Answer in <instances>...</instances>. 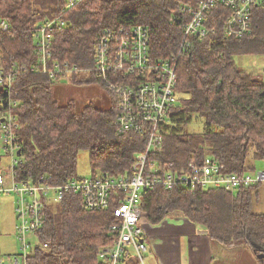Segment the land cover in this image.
I'll return each mask as SVG.
<instances>
[{
  "label": "trees",
  "instance_id": "16d2710c",
  "mask_svg": "<svg viewBox=\"0 0 264 264\" xmlns=\"http://www.w3.org/2000/svg\"><path fill=\"white\" fill-rule=\"evenodd\" d=\"M67 3L0 0V21L8 25V30L0 29V73L13 75L9 98L17 102L13 108L21 161L15 168L17 182L43 179L61 185L81 179L77 163L82 151L89 153L90 176L131 174L136 156L146 145L144 135L118 133L113 99L107 110L88 103L78 111L73 100L60 103L56 98L53 88L60 81L20 70L38 65L37 26L62 15L65 25L55 33L52 57L84 72L94 65L98 35L120 26H143L151 59L166 61L176 56L183 27L199 0H81L66 11ZM229 14L216 4L206 15L210 34L202 40L191 38L190 49L177 60V103L161 126L159 151L151 156L159 166L172 164L181 170L209 157L225 173L252 174L256 162L264 170V82L235 62L236 56H264V5L251 9L252 32L241 38L224 36ZM67 81L98 84L80 73ZM4 99L0 91V118ZM193 120L203 124L200 132L187 131ZM258 186L232 193L218 188L157 187L142 193L139 208L150 226L176 215L203 228L209 240L222 247H247L255 255L264 254V214L251 208ZM122 199L115 193L109 207L96 212L87 211L81 196L71 193L59 203L48 204L37 236L47 248L35 247L28 264H107L99 248L115 240L110 227L116 223L113 210ZM257 262L264 264V259ZM124 264L138 261L129 255Z\"/></svg>",
  "mask_w": 264,
  "mask_h": 264
},
{
  "label": "built area",
  "instance_id": "2783aa9c",
  "mask_svg": "<svg viewBox=\"0 0 264 264\" xmlns=\"http://www.w3.org/2000/svg\"><path fill=\"white\" fill-rule=\"evenodd\" d=\"M80 2L68 0L65 10ZM216 4L230 12L224 23V36L241 38L251 34L249 13L252 8L264 5V0H199L190 20L183 27L176 56L166 61L151 59L148 33L143 26L106 29L96 39L94 65L87 72L52 57L55 33L65 25L62 15L37 26L34 40L39 55L38 65L20 70L41 73L56 81H67L77 73L81 76L88 74L110 94L117 105L118 133L144 135L146 145L144 152L136 156L131 174L113 176L104 173L69 180L61 185H51L43 179L36 183L17 182L15 168L21 163L17 155L19 125L13 109L17 102L9 98L14 77L0 73V91L5 96L2 102L5 111L0 118V139L5 154L11 160L5 174L0 173V197H14L17 221L15 240L20 245V253L13 256L11 264H28L35 248L27 243V235L35 236L39 243L36 247L47 248L37 237L44 226L46 207L61 202L70 193L80 195L84 208L91 212L107 209L111 196L121 194L122 202L113 210L116 223L110 227L115 240L111 245L99 248V253L107 264H124L129 255L135 257L138 264H145L147 222L139 208L144 191L157 187L171 190L181 186L192 191L218 188L232 193L240 188L264 183V170L242 175L225 173L222 165L209 157H204L198 163L190 162L181 170L173 168L172 164L159 166L151 159L161 145V126L177 103V60L190 49L191 38L202 40L210 34L206 15ZM0 29L6 31L8 25L0 21Z\"/></svg>",
  "mask_w": 264,
  "mask_h": 264
},
{
  "label": "rangeland",
  "instance_id": "374dc122",
  "mask_svg": "<svg viewBox=\"0 0 264 264\" xmlns=\"http://www.w3.org/2000/svg\"><path fill=\"white\" fill-rule=\"evenodd\" d=\"M235 62L239 68L244 72L261 75L262 81L264 82V56L261 55H244L236 56ZM83 83V82H82ZM54 94L60 103H66L69 100H73L76 103L77 110L85 106L88 103L94 104L96 107L102 110H107L111 106L112 97L110 94L97 83H83V84H73L66 80H61L60 82L54 84ZM203 128V124L200 121L193 120L191 124L187 127V131L190 133L200 132ZM11 163L10 158L5 154L0 139V173L5 174L6 168L9 167ZM263 171V166L261 163L256 162V172ZM77 175L79 177H89L90 167H89V153L87 151H82L78 156L77 163ZM256 194H253L252 198V212L257 214H264V183H261L259 187L255 190ZM3 197V196H1ZM0 197V198H1ZM11 199L13 204V209H4L0 214V242L4 243L0 246L1 257L4 264L9 263V258L12 260L13 256L9 257L2 253L5 252H17L20 253L19 243L15 240V247L13 243V236L16 234L17 221L14 213V197L7 196ZM27 243L31 248L38 246V241L34 235H27ZM240 261H236L234 264H256V255L253 254L249 248L241 251L237 255ZM146 264V261H145Z\"/></svg>",
  "mask_w": 264,
  "mask_h": 264
},
{
  "label": "crops",
  "instance_id": "0c3cea01",
  "mask_svg": "<svg viewBox=\"0 0 264 264\" xmlns=\"http://www.w3.org/2000/svg\"><path fill=\"white\" fill-rule=\"evenodd\" d=\"M259 76L262 79L261 75ZM4 209H13L12 201L7 196L0 198V214ZM145 233L147 251L144 257L146 264H234L241 259L237 255L247 248L232 245L222 247L213 243L203 228L176 215L170 216L157 226L147 224ZM14 238L15 235L12 238L15 247ZM3 245L4 243L0 242V246ZM249 250L252 252L250 248ZM14 251L5 252L2 250V253L11 257L15 255ZM0 262L4 264L3 259H0ZM255 262L258 264L257 261ZM9 263H11L10 258Z\"/></svg>",
  "mask_w": 264,
  "mask_h": 264
},
{
  "label": "water",
  "instance_id": "95a60500",
  "mask_svg": "<svg viewBox=\"0 0 264 264\" xmlns=\"http://www.w3.org/2000/svg\"><path fill=\"white\" fill-rule=\"evenodd\" d=\"M17 155H19V152H17ZM257 259H264V254H256Z\"/></svg>",
  "mask_w": 264,
  "mask_h": 264
},
{
  "label": "bare ground",
  "instance_id": "6f19581e",
  "mask_svg": "<svg viewBox=\"0 0 264 264\" xmlns=\"http://www.w3.org/2000/svg\"><path fill=\"white\" fill-rule=\"evenodd\" d=\"M192 8V7H191Z\"/></svg>",
  "mask_w": 264,
  "mask_h": 264
}]
</instances>
